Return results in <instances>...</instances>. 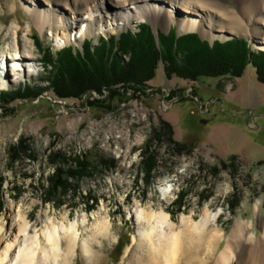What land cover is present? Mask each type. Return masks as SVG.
Here are the masks:
<instances>
[{
  "label": "rangeland",
  "instance_id": "374dc122",
  "mask_svg": "<svg viewBox=\"0 0 264 264\" xmlns=\"http://www.w3.org/2000/svg\"><path fill=\"white\" fill-rule=\"evenodd\" d=\"M1 2L0 57H10L13 70L12 79L0 85V218L18 221L22 203L41 234L50 222L61 223L65 216V226L81 224L85 215L87 224L77 229L81 245L106 217L112 231L98 239L95 250L109 264H128L138 246L136 207L162 206L178 224L182 215L198 221L208 206L213 214L220 213L217 226L227 237L236 225L244 224L249 229L246 244L257 248L264 234V66L259 71L249 61L239 77L194 81L168 76L160 63L144 92L117 87L115 94L105 90L103 96L92 92L73 98L77 84L70 75L58 78L35 40L50 46L52 55L68 47L75 54L83 51L85 42L96 48L102 39L127 30L137 33L139 26L148 25L157 45L161 35L171 32L179 38L198 34L210 44L240 39L256 56H263L262 64L264 48L246 36L210 38L201 31L180 30L178 22L155 28L141 18L126 27L109 21L91 34L82 24L66 43L50 26L41 31L33 23L31 1ZM228 5L238 9L237 4ZM122 58L129 61L130 55ZM117 96L122 101L110 104ZM106 97L111 110L96 109L95 100ZM86 154L95 159L96 176L70 180L58 191L56 168L68 169L71 160ZM169 186L174 194L166 202L161 188ZM12 235L7 232L8 240ZM225 245L226 239L205 264H216ZM73 264H84L80 252Z\"/></svg>",
  "mask_w": 264,
  "mask_h": 264
},
{
  "label": "bare ground",
  "instance_id": "6f19581e",
  "mask_svg": "<svg viewBox=\"0 0 264 264\" xmlns=\"http://www.w3.org/2000/svg\"><path fill=\"white\" fill-rule=\"evenodd\" d=\"M28 1L34 6L31 14L33 23L41 31L50 26L53 34L63 38L66 43H70L72 34L82 24H86L87 32L91 34L109 21L117 23L118 27H126L141 18L151 22L155 28L159 23L169 27L173 22H178L180 30L201 31L210 38L216 35L226 38L246 36L264 48V0ZM228 3L237 4L238 9ZM2 6L0 0V8ZM16 35H19V30ZM19 53L20 49L16 48V58ZM10 59L8 56L0 57V66L7 70L5 78L4 70L0 72V85L12 74ZM161 193L166 202H171L174 194L172 186L161 188ZM21 204L17 207L18 221L6 223L0 218V264H73L79 252L84 264H109L94 246L100 243L98 239L109 237L112 231L106 217L100 218L93 235L80 245L77 229L87 224L85 215L81 224L65 226L64 216L61 223L50 222L41 234H37L30 214L22 209ZM152 205L148 204L143 209L136 207L134 211L138 225V240L135 241H138V246L128 264H205L206 257L208 263L217 255L225 239L226 245L216 264H235V261L258 264L259 260L260 264H264V234L258 249H250L246 244L248 227L236 225L227 237L217 226L220 213L213 214L208 206L198 221L193 216L182 215L176 224L164 207L154 209ZM8 231L13 233L10 240ZM260 245L263 246L262 252H259ZM254 253L256 259L253 260Z\"/></svg>",
  "mask_w": 264,
  "mask_h": 264
},
{
  "label": "trees",
  "instance_id": "16d2710c",
  "mask_svg": "<svg viewBox=\"0 0 264 264\" xmlns=\"http://www.w3.org/2000/svg\"><path fill=\"white\" fill-rule=\"evenodd\" d=\"M138 29L137 33L127 30L110 40L102 39L101 45L96 48H93L89 41L85 42L83 51L77 50L75 54L74 49L68 47L57 55H52L50 46L43 47L39 38L35 43L40 51L45 53L46 64L52 67L51 70L58 78H65L62 77L63 74L67 77L70 75L77 84L75 92L70 94L73 98L92 92L103 96L105 90L115 94L114 91L120 87L131 90L130 86L134 87L132 88L134 92H144L145 84L155 77L160 63L165 65L168 76L176 75L194 81L201 77H239L249 61L258 68L257 70L264 66L259 61L263 56L260 54L256 56L248 44L240 39H232L226 43L215 41L210 44L202 40L198 34H188L179 38L175 32H171L168 36L161 35L160 43L157 45L152 29L148 25H141ZM127 55H130L129 61L123 60L122 57ZM259 77L261 78L260 75ZM116 98L117 100L111 98L109 103L122 101V96ZM106 100H109L108 97L95 100V108L111 110ZM90 156L89 154L76 156L71 160L68 169L62 166L56 168L54 177L58 180L55 186L58 191L64 190L70 180L77 183L93 177L98 168L94 157Z\"/></svg>",
  "mask_w": 264,
  "mask_h": 264
}]
</instances>
